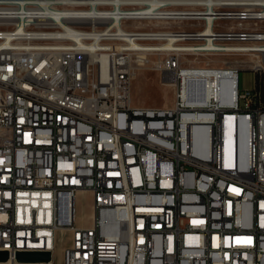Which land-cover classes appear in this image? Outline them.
Segmentation results:
<instances>
[{
  "label": "built area",
  "instance_id": "obj_1",
  "mask_svg": "<svg viewBox=\"0 0 264 264\" xmlns=\"http://www.w3.org/2000/svg\"><path fill=\"white\" fill-rule=\"evenodd\" d=\"M261 6L0 0V264H264ZM26 40H45L40 56ZM135 65L172 83L171 107L133 103ZM211 68L227 75L208 85ZM243 70L258 84L241 88ZM40 249L50 261L17 260Z\"/></svg>",
  "mask_w": 264,
  "mask_h": 264
},
{
  "label": "rangeland",
  "instance_id": "obj_2",
  "mask_svg": "<svg viewBox=\"0 0 264 264\" xmlns=\"http://www.w3.org/2000/svg\"><path fill=\"white\" fill-rule=\"evenodd\" d=\"M185 28L194 29L187 25ZM250 57L247 56H204L201 57L202 66H223L221 60L234 62L235 60L244 61L248 64ZM134 77L132 80L133 103L137 106L148 107H171L174 104V86L168 80H164L160 71L152 67H137L135 65ZM255 85V75L250 70L240 72V87L248 88ZM78 214L82 217L91 215V198L81 196L78 200ZM61 251V248L57 250Z\"/></svg>",
  "mask_w": 264,
  "mask_h": 264
},
{
  "label": "bare ground",
  "instance_id": "obj_3",
  "mask_svg": "<svg viewBox=\"0 0 264 264\" xmlns=\"http://www.w3.org/2000/svg\"><path fill=\"white\" fill-rule=\"evenodd\" d=\"M50 1H60V0H50ZM150 2H156L158 0H147ZM170 2H181L186 5L193 6L191 9H195L194 5H206L208 9H212L211 5L214 0H169ZM210 6V7H209ZM207 9V10H208ZM262 17H264V6H261ZM50 19H59V9L50 8L49 10ZM132 19H139V12H132ZM75 21V11L73 8H65V22H61V32H65V37L78 38L80 37V30H78L77 24H70ZM212 22L210 21V25ZM261 43H264V35H261ZM177 46L173 44L172 47ZM26 47L30 48L31 56H40V49L45 47V40H26ZM208 85L213 84L214 80H218L220 77L227 75L224 70L220 68L206 69L197 72ZM98 82L100 84L108 83V76L105 73H98ZM82 87L85 88H97L96 72L93 70H85V79L82 80ZM90 216V215H89ZM40 252H47V249H40ZM32 253V252H27ZM43 262V261H42ZM40 263V262H33Z\"/></svg>",
  "mask_w": 264,
  "mask_h": 264
},
{
  "label": "water",
  "instance_id": "obj_4",
  "mask_svg": "<svg viewBox=\"0 0 264 264\" xmlns=\"http://www.w3.org/2000/svg\"><path fill=\"white\" fill-rule=\"evenodd\" d=\"M9 258L7 252H0V262H5ZM17 260L19 262H48L51 260L50 252H32L18 253Z\"/></svg>",
  "mask_w": 264,
  "mask_h": 264
},
{
  "label": "trees",
  "instance_id": "obj_5",
  "mask_svg": "<svg viewBox=\"0 0 264 264\" xmlns=\"http://www.w3.org/2000/svg\"><path fill=\"white\" fill-rule=\"evenodd\" d=\"M255 80H256V84H258V82H259V77L256 76V77H255Z\"/></svg>",
  "mask_w": 264,
  "mask_h": 264
}]
</instances>
